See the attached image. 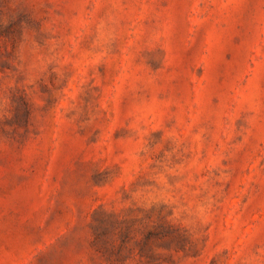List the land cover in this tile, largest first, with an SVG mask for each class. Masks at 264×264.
Returning a JSON list of instances; mask_svg holds the SVG:
<instances>
[{
  "label": "rangeland",
  "instance_id": "1",
  "mask_svg": "<svg viewBox=\"0 0 264 264\" xmlns=\"http://www.w3.org/2000/svg\"><path fill=\"white\" fill-rule=\"evenodd\" d=\"M0 264H264V0H0Z\"/></svg>",
  "mask_w": 264,
  "mask_h": 264
}]
</instances>
